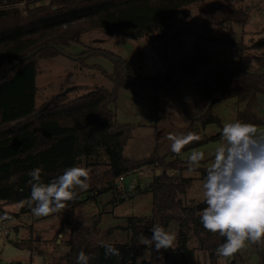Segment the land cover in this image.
<instances>
[{"label":"trees","instance_id":"1","mask_svg":"<svg viewBox=\"0 0 264 264\" xmlns=\"http://www.w3.org/2000/svg\"><path fill=\"white\" fill-rule=\"evenodd\" d=\"M205 1L0 0V201L22 204L27 200L31 192L28 172L37 167L42 169L41 180L44 183L62 175L65 169L82 168L87 173L89 187L86 190L75 188V198L68 201L63 209L67 212L63 216L64 222L75 227L77 224L73 218L79 194L103 185H114L113 190L116 191L114 181L117 178L167 162V167L178 171H164L154 176L149 187L153 196L152 214L141 220V223L146 220L144 232L152 234L150 229L157 224L168 232L170 222L176 221L179 225V246L165 251V264H218L220 257L216 255V249L225 242V238L204 229L200 220V204L184 201L195 179L185 177L184 170L179 171L178 168H189V158L181 159L182 154L210 141H217L221 133L200 137L190 127L181 137L192 133L197 138L184 144L178 153L172 152L170 158L155 151L141 160L128 159L123 152L132 137L134 126L119 124L111 108L112 104L117 103L121 89L135 91L136 87L152 88L156 93L155 101L161 88L180 95L176 89L177 71L183 78L192 74L190 59L195 57L197 49L193 56L155 77L132 72L126 61L110 51L87 47L76 56L67 50L72 44L81 42L84 32L95 29L135 39L155 35L156 40H160L159 35L170 30L179 12L194 3ZM20 4L26 5L25 12ZM221 15L223 19L232 20L243 27L247 23L242 8L223 9ZM222 41L218 42L244 50L242 43L226 36ZM252 42L253 47L264 49V36ZM98 54L115 63L114 71L105 73L113 82L112 90L97 87L73 97L76 88L54 96L41 108L38 107L36 77L41 60L66 55L77 58L84 65L88 58ZM22 59L25 60L12 67ZM217 69L220 70L212 78L213 71ZM194 88L197 97L181 96L182 107L186 115L193 122H199L202 128L210 124L222 125L214 107L217 103L232 99L244 105L242 110H238L237 120L255 128L264 126V119H258L251 111L258 95L264 94V53L255 59L254 64L248 65L240 60L217 65L207 72L205 78L196 81ZM196 170L201 172L200 179L203 180L207 168L201 166ZM142 193L143 190L138 189L134 196ZM28 213H31V209L23 204L21 214ZM3 216L9 217L8 220L12 218L0 206V217ZM8 220H0V226ZM192 234L199 240L198 248L188 247ZM15 244L20 248H31L26 242ZM238 254L239 251L233 256ZM49 264H73L72 249ZM111 264L124 262L113 259ZM138 264L154 263L141 259Z\"/></svg>","mask_w":264,"mask_h":264},{"label":"rangeland","instance_id":"2","mask_svg":"<svg viewBox=\"0 0 264 264\" xmlns=\"http://www.w3.org/2000/svg\"><path fill=\"white\" fill-rule=\"evenodd\" d=\"M25 7V4L21 7L23 12ZM230 7L244 9L247 17L244 27L221 17V10ZM179 13L170 30L158 33L160 40H156L155 35L135 39L95 29L84 32L81 42L74 43L67 49L68 53L76 56L87 47L113 52L126 61L132 72L145 77L166 73L175 64L193 56L197 49L195 57L190 59L192 74L183 78L177 71L176 89L180 95L161 88L155 101L156 93L152 88L136 87L135 91H119L118 101L111 108L115 111L119 124L134 126L132 137L123 152L128 159L141 160L155 151L170 158L173 151L169 135L181 137L192 127V131L199 133L200 137H211L221 133L224 124L237 121L238 110H242L244 105L232 99L217 103L214 107L215 115L221 119L222 125L210 124L202 128L199 122H193L184 112L181 96L197 97L194 83L205 78L207 72L215 66L240 60L248 65L254 64L255 59L264 53V49L253 47L252 42L259 41L264 36V0H206L187 6ZM224 36L242 43L244 50L222 44ZM114 68V61L101 54L91 56L84 65L77 58L66 55L41 60L36 77L39 89L38 107L41 108L54 96L76 88L73 97L97 87L112 90L113 82L105 73L111 74ZM251 111L258 119H264V94L258 95ZM256 129L257 133H264V126ZM221 143L220 138L181 155V159L186 160L194 151L205 154V159L195 170L184 166L178 168L179 171L184 170L185 177L195 179L184 197L186 203L204 204L201 187L203 180L200 179L201 172L196 168H208L214 160L215 149ZM166 163L123 175L124 180L117 178L114 181L116 191L113 190L114 185H103L79 194L73 218L77 224L75 227L64 222L66 211L36 217L32 212L21 214L23 204L0 201L2 209L12 215L10 220L0 226V264H49L59 260L71 249L73 264H76L81 250L93 257L89 264H111L113 259H120L124 264H138L141 259L151 260L154 264H165L166 250L157 252L154 246L152 250H148L146 246L139 244V238L141 235L148 238L152 236L144 232L146 220L143 223L141 220L152 214L153 196L149 187L154 176L164 171H178L170 169ZM138 189H142L143 193L134 196ZM168 232L175 236L173 247L170 248L175 249L179 246V225L176 221L170 222ZM101 241L111 242L119 250L120 256L105 259ZM16 242H26L31 248H20L16 246ZM188 247H199V240L193 234ZM232 262L264 264V243H248L233 259L220 258L218 264Z\"/></svg>","mask_w":264,"mask_h":264},{"label":"clouds","instance_id":"3","mask_svg":"<svg viewBox=\"0 0 264 264\" xmlns=\"http://www.w3.org/2000/svg\"><path fill=\"white\" fill-rule=\"evenodd\" d=\"M194 138L197 137L192 133L186 137H168L172 151L177 153ZM221 141L202 181L206 207L200 210V220L206 231L225 238L217 247L216 255L230 258L248 243H264V133H257L255 126L237 120L224 124ZM204 159L203 152L194 151L189 158V169L195 170ZM41 173L40 167L28 172L31 192L22 202L36 217L60 212L75 198V188L86 190L89 187L87 173L79 167L65 169L48 183L42 182ZM8 219L0 217V220ZM150 231L151 238L140 236V245L148 250L154 246L157 252L173 247L175 236L164 227L157 224ZM100 244L105 250V259L120 256L111 242L101 241ZM92 258L81 250L76 264H89Z\"/></svg>","mask_w":264,"mask_h":264},{"label":"water","instance_id":"4","mask_svg":"<svg viewBox=\"0 0 264 264\" xmlns=\"http://www.w3.org/2000/svg\"><path fill=\"white\" fill-rule=\"evenodd\" d=\"M178 16L180 15V13H178L177 14ZM25 59H22L21 61H18L17 63H15L12 67L14 68V67H16L18 64H20L22 61H24ZM222 69H226V67H223ZM221 69V70H222ZM220 69H217V70H215V71H213V73H212V75H211V77L213 78V76L216 74V72L217 71H219ZM7 73V72H6ZM5 73V74H6ZM4 76V75H3ZM2 76V77H3ZM213 104V100L211 101V103H210V106ZM206 207V204H202V205H199V210H202L203 208H205Z\"/></svg>","mask_w":264,"mask_h":264},{"label":"built area","instance_id":"5","mask_svg":"<svg viewBox=\"0 0 264 264\" xmlns=\"http://www.w3.org/2000/svg\"><path fill=\"white\" fill-rule=\"evenodd\" d=\"M21 5L24 6V4H20V6H21ZM120 179H121V180H124L123 177H121Z\"/></svg>","mask_w":264,"mask_h":264}]
</instances>
